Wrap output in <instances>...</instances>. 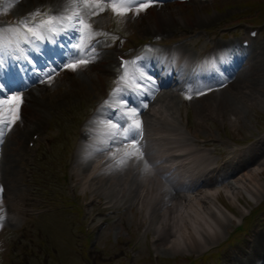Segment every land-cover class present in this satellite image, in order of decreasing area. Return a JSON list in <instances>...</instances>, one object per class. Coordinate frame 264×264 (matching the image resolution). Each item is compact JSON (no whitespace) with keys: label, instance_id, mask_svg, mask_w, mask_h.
I'll use <instances>...</instances> for the list:
<instances>
[{"label":"rangeland","instance_id":"obj_1","mask_svg":"<svg viewBox=\"0 0 264 264\" xmlns=\"http://www.w3.org/2000/svg\"><path fill=\"white\" fill-rule=\"evenodd\" d=\"M56 6L57 0H26V6L21 9L14 4L9 7L5 2L0 4V26L16 21L38 7ZM159 7L164 6L155 4L152 8ZM148 9L139 16L130 14V18L122 22L115 21L110 12L96 18L94 27L116 39L98 37V59L76 72L62 67L71 56L69 47H64L66 50L59 55L45 42H36L21 44L23 52L13 45L2 53L7 61L11 54L24 59L27 57L28 65H33L32 71L38 69L39 74L27 86L11 92L23 98L21 120L0 144V264H20L23 260L38 264L37 258L32 256L35 251L45 252L50 264H86L84 256L90 241L85 234L92 236L97 227L100 234L97 241L100 250L95 253L99 258L98 264H125L133 256H136V264H189L190 259H199L195 264H258L259 256L264 259V209L253 219L255 212L247 217L251 210L262 206L264 195L251 201L243 194L238 196L239 201L234 205L223 194L219 195L222 204L236 217L247 218L239 227H236V217L231 218L224 238L204 252L177 254L165 249L161 241L153 242L151 229L142 231L147 226L146 220L135 206L128 205L129 202H106L98 194L92 200L89 191H83L80 184L72 186L75 178L72 174V151L85 129L94 131L92 124L87 125L93 112L105 101H111L107 99L112 98L113 90L120 86L122 74L112 62L113 47L122 43L123 47L135 51L140 43L154 34L166 46L185 51L189 63L199 68L203 52L213 43H223L226 48L224 55L228 56L225 58L229 59L232 49L239 51L247 31L257 28L259 33L253 39L254 46L244 63L263 58L264 0H197L195 4L188 1L182 7L173 6L177 12L184 9L186 19H209L203 26L187 28L183 36L152 30L156 24L153 11ZM176 18L181 27L183 19L178 15ZM75 37L74 32L63 35V44L76 42ZM163 47L160 45L156 49ZM254 48L256 53L252 52ZM228 62L231 64L232 60ZM46 73L52 76L50 84L42 82L47 78ZM185 92L191 90L177 91L174 101L177 102L178 113L174 115H177L180 126L199 135L197 146L205 149L213 162L231 170L247 161L244 146L249 147L252 153L264 149V106L253 108L246 121V130L233 134L228 124L210 120V123H205L208 132L203 133L197 130L191 98H185L191 96ZM261 100L264 105V97ZM37 132L39 136L35 143L28 145L29 141H34L32 134ZM257 138L261 140L260 144H253ZM261 180L264 181V176ZM82 208L84 215L81 214ZM37 229L42 234L38 239ZM129 244L135 249L130 247V254ZM30 247H33V253ZM153 254L158 255V262ZM203 254L206 256L201 260ZM40 258L41 255L39 261Z\"/></svg>","mask_w":264,"mask_h":264},{"label":"bare ground","instance_id":"obj_2","mask_svg":"<svg viewBox=\"0 0 264 264\" xmlns=\"http://www.w3.org/2000/svg\"><path fill=\"white\" fill-rule=\"evenodd\" d=\"M188 1L195 4L197 0H160L158 4L164 7L152 8L155 4L149 7L156 24L152 30L156 32L157 26L161 33L183 36L187 28L203 26L209 19H186L184 9L178 12L173 9V6L182 7ZM13 4L21 9L26 6V0H17ZM176 15L183 19L181 27ZM224 47L217 41L203 52L199 67L201 81L196 83L191 96L194 121L197 130L203 133L208 132L205 123L210 120L228 124L233 134L246 130L250 112L256 106H264L261 100L264 97V55L247 63H244L247 54L234 57L230 73L225 76L228 61L222 57V51L226 53ZM173 49L185 55L180 48ZM57 54L62 55L61 50H57ZM176 97V91L166 88L164 94L147 99L152 101L148 109H139L137 116H142L144 161H135L134 166V162L129 161L127 166L118 168L112 157L113 153H118L119 145L107 138L106 125L102 124L93 127L96 135L91 144L84 143L91 131L86 129L82 133L75 147L72 172L82 190H88L93 197L98 194L106 202L120 204L124 201L122 204L129 202L128 205L135 206L147 220V228L153 229L156 240L162 241L165 249L177 254H198L224 238L226 226L231 218L236 217L221 203L220 193L233 205L243 194L251 201L264 195V181L261 180L264 176V149L251 156V162L236 166L230 180L214 185V177L210 174L221 165H213L204 149L191 146L199 137L197 133L187 136V129L176 125ZM260 142L257 138L253 144ZM245 150L246 153L249 151L248 148ZM83 155L89 157L82 166L77 157L84 158ZM172 155H177L176 160ZM145 163L149 165L148 172L144 170ZM191 174L204 175L209 180L194 190H165L166 176L179 183ZM258 264H264L260 256Z\"/></svg>","mask_w":264,"mask_h":264},{"label":"snow or ice","instance_id":"obj_3","mask_svg":"<svg viewBox=\"0 0 264 264\" xmlns=\"http://www.w3.org/2000/svg\"><path fill=\"white\" fill-rule=\"evenodd\" d=\"M5 2L10 7L17 0H0V4ZM159 2L160 0H57L55 8L38 7L16 21L0 26V53L13 45L23 52L20 48L21 44L43 43L51 37L74 32L76 42L69 45L61 44L60 47H69L72 50L70 58L63 63L62 67L76 72L98 59L99 54L96 48L99 43L98 37L116 39L108 32L94 27L97 22L96 18L105 12H110L115 21H126L130 18V14L132 17L139 16ZM29 63L32 62L29 61ZM130 64L135 69L136 61H131ZM122 67L124 72L120 77V86L116 87L111 94L114 98L126 88H140V85L136 83L134 72L129 71L128 64ZM54 71L53 69L52 72ZM45 75L47 78L42 82L52 83L51 74L46 73ZM140 77H144L143 72H140ZM185 98L190 99L191 97L186 96ZM22 103V96L11 93L7 85L0 83V144L4 143V137L20 122ZM119 103L124 104L125 102L120 101ZM124 117L131 121L126 123V126L122 127L119 123L111 121H108L106 125L107 138L119 145L118 153H113L112 157L118 168L127 166L129 161L145 160V154L138 139L142 135V124L137 118V110H128L122 114L121 118ZM144 170L149 171L148 163L144 164Z\"/></svg>","mask_w":264,"mask_h":264}]
</instances>
